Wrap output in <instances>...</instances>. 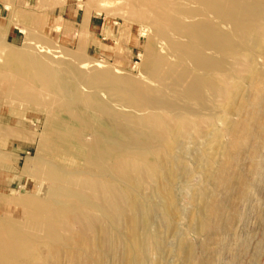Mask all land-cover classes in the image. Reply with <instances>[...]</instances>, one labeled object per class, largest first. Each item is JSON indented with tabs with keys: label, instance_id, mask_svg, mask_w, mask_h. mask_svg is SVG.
<instances>
[{
	"label": "rangeland",
	"instance_id": "obj_1",
	"mask_svg": "<svg viewBox=\"0 0 264 264\" xmlns=\"http://www.w3.org/2000/svg\"><path fill=\"white\" fill-rule=\"evenodd\" d=\"M129 1L0 0V220L66 210L31 264H264V3L224 77L165 111L142 86L173 60Z\"/></svg>",
	"mask_w": 264,
	"mask_h": 264
},
{
	"label": "bare ground",
	"instance_id": "obj_2",
	"mask_svg": "<svg viewBox=\"0 0 264 264\" xmlns=\"http://www.w3.org/2000/svg\"><path fill=\"white\" fill-rule=\"evenodd\" d=\"M259 3L264 0H137L135 5L124 7L126 17L143 20L155 39L157 37L167 48L164 50L167 54L154 61V68L159 69L167 58L173 60L166 69L160 68L159 72L146 76L148 84L142 88L155 97L153 109L169 111L176 100H187L188 104L200 102L208 88L224 77L228 57L243 52V40L250 32L247 30L252 26L251 19L263 14ZM145 103L142 100L139 106L145 109ZM89 110L94 112L90 107ZM100 111L112 134L115 126L108 111ZM94 115L100 119L99 115ZM46 205L47 211L38 208L29 213L25 227L0 220V264H31L34 261L30 253L38 246V232L66 214L59 204ZM47 241L45 246L50 245L51 241Z\"/></svg>",
	"mask_w": 264,
	"mask_h": 264
},
{
	"label": "crops",
	"instance_id": "obj_3",
	"mask_svg": "<svg viewBox=\"0 0 264 264\" xmlns=\"http://www.w3.org/2000/svg\"><path fill=\"white\" fill-rule=\"evenodd\" d=\"M96 31H98L97 29H96ZM100 31V30H99Z\"/></svg>",
	"mask_w": 264,
	"mask_h": 264
}]
</instances>
